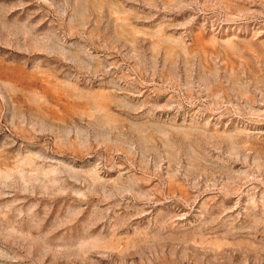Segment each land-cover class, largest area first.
Segmentation results:
<instances>
[{"label": "rangeland", "instance_id": "obj_1", "mask_svg": "<svg viewBox=\"0 0 264 264\" xmlns=\"http://www.w3.org/2000/svg\"><path fill=\"white\" fill-rule=\"evenodd\" d=\"M0 264H264V0H0Z\"/></svg>", "mask_w": 264, "mask_h": 264}]
</instances>
